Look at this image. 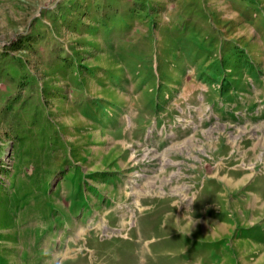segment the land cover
Masks as SVG:
<instances>
[{"label":"rangeland","instance_id":"374dc122","mask_svg":"<svg viewBox=\"0 0 264 264\" xmlns=\"http://www.w3.org/2000/svg\"><path fill=\"white\" fill-rule=\"evenodd\" d=\"M0 264H264V0H0Z\"/></svg>","mask_w":264,"mask_h":264},{"label":"clouds","instance_id":"9594fccd","mask_svg":"<svg viewBox=\"0 0 264 264\" xmlns=\"http://www.w3.org/2000/svg\"><path fill=\"white\" fill-rule=\"evenodd\" d=\"M196 223H198V221L195 220L193 217L188 218V223L185 225V228L187 229V231L184 234L190 235Z\"/></svg>","mask_w":264,"mask_h":264}]
</instances>
